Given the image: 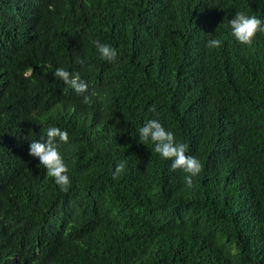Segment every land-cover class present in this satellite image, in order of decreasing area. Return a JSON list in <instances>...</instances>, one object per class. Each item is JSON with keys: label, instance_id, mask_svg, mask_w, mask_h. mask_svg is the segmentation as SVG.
<instances>
[{"label": "trees", "instance_id": "trees-1", "mask_svg": "<svg viewBox=\"0 0 264 264\" xmlns=\"http://www.w3.org/2000/svg\"><path fill=\"white\" fill-rule=\"evenodd\" d=\"M238 11L264 0H0V264H264V33L236 41ZM150 118L200 161L191 187L137 138ZM48 126L67 191L28 154Z\"/></svg>", "mask_w": 264, "mask_h": 264}, {"label": "clouds", "instance_id": "clouds-1", "mask_svg": "<svg viewBox=\"0 0 264 264\" xmlns=\"http://www.w3.org/2000/svg\"><path fill=\"white\" fill-rule=\"evenodd\" d=\"M227 25L231 30V34L236 41L246 46L251 45L253 37L257 33H264V19L255 15H248L244 12H235ZM101 60L113 63L117 59V49L106 43L97 40L91 42ZM221 45V40L211 38L206 41V46L216 48ZM74 63L80 67H85V60L77 56ZM32 69L28 68L23 72L25 77L29 76ZM54 76L58 77L63 83L70 86L77 93H86L88 85L80 78L79 72H69L64 67H57ZM84 104H90V96L84 94L82 96ZM155 114V108L150 109ZM136 136L140 141L151 142L152 150L161 158L170 160L171 169H180L185 175L183 182L187 187L192 185V177L201 171L200 161L192 155H186L187 145L179 142L174 138L171 130H167L159 121V119H147L142 126L136 130ZM68 133L57 127L48 126L44 131V135L38 139L28 143V154L37 158L40 165L46 170L47 174L52 177L53 182L61 191H67L70 185L68 175V167L62 157L60 145L68 143ZM125 162L118 160L114 162L113 178H117L124 170Z\"/></svg>", "mask_w": 264, "mask_h": 264}]
</instances>
